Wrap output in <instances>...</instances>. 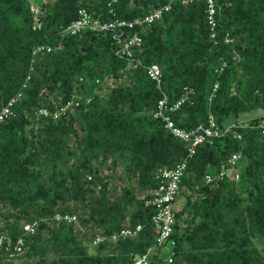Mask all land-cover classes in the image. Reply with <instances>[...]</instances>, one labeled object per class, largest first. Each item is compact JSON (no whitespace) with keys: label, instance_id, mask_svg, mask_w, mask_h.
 Here are the masks:
<instances>
[{"label":"trees","instance_id":"16d2710c","mask_svg":"<svg viewBox=\"0 0 264 264\" xmlns=\"http://www.w3.org/2000/svg\"><path fill=\"white\" fill-rule=\"evenodd\" d=\"M32 1L0 0V108L20 93L0 122V264H131L149 248L153 264H264V114L240 119L264 110V0H215L213 29L205 0H49L33 29ZM168 3L160 19L123 29L141 37L130 57L117 56L113 30L60 32L81 8L100 21L133 20ZM38 44L54 49L32 55ZM163 93L171 107L183 98L166 111L183 129L210 116L236 126L190 154L154 116ZM232 153L241 154L239 179L206 182ZM182 161L174 244L157 245L156 207L146 202L160 171ZM138 224L133 237L91 245Z\"/></svg>","mask_w":264,"mask_h":264},{"label":"built area","instance_id":"2783aa9c","mask_svg":"<svg viewBox=\"0 0 264 264\" xmlns=\"http://www.w3.org/2000/svg\"><path fill=\"white\" fill-rule=\"evenodd\" d=\"M49 0H40V2H31L29 9L33 16V29H39L42 26V16L44 15L46 5ZM192 0H182L183 3H188ZM206 4V15L208 23L210 24L211 29L215 26V15H216V3L215 0H205ZM170 8V4H166L161 7L154 8L147 15L135 18L133 20H115V21H100L95 19L91 12L85 8H81L78 12V17L71 21L67 26H65L60 32L62 35H79L83 30L90 29L94 31H103V30H113L112 38L117 45L116 54L120 58L132 56L133 48L138 46L141 43V37L138 34L126 35L124 28H134L136 25H141L143 23H152L155 20H158L162 17L164 11H167ZM116 30V31H115ZM214 36V33H212ZM60 44H58L59 46ZM54 49V46L48 44H38L32 49V55L37 52H51ZM137 64H140L138 59H135ZM147 69L148 75L156 81L157 87L160 88L161 82V68L158 64H152L145 66ZM20 93L15 94L9 100L6 101L0 108V122L12 114V107L17 101ZM168 98L165 93H163L162 98L158 100L154 116L160 117L164 121V126L169 130L174 136L180 138L182 141L188 144L189 153L194 152V148L198 144L202 143H212L213 139L219 136L224 135L229 132V130L236 126V123H230L225 125L222 129L219 127L214 119L210 116L207 124L198 125L194 129L186 130L175 124V122L170 118L166 113L167 110L177 107L183 98L178 101L174 107L168 105ZM69 105V102L61 106L53 116L57 117L60 114L66 112V109ZM38 114L47 115L48 112L46 109H39ZM259 126L263 128L264 131V115L260 119ZM236 134V133H235ZM234 134V135H235ZM241 157L240 153H232L228 158V164L222 165V167L215 173L208 172L205 175L206 182H210L213 179H223V178H233L235 180L239 179V171L236 166L239 158ZM186 167V161L178 163L173 168L162 169L160 171V176L163 181L160 186L152 192V198L148 199L146 203H151L156 207V213L152 216V221L154 223L155 230V242L157 245L165 244L166 246H171L174 244L170 235L172 233V223L174 220L173 213V199L175 194L178 191L179 183L181 181L184 169ZM55 220L59 221L61 219L66 221H73L75 217L72 215H56ZM36 222L24 223L23 230L25 232H33ZM142 226L140 224L134 227H123L118 232H115L111 235H96L92 237V246H97L100 243L116 241L120 238L133 237L140 230ZM8 240L6 235L0 234V247H2L3 242ZM22 244V239L18 240V245L16 250H20ZM153 248H149L146 252L136 254L133 257L131 264H153L149 261V256ZM172 261V255H169L168 262Z\"/></svg>","mask_w":264,"mask_h":264},{"label":"rangeland","instance_id":"374dc122","mask_svg":"<svg viewBox=\"0 0 264 264\" xmlns=\"http://www.w3.org/2000/svg\"><path fill=\"white\" fill-rule=\"evenodd\" d=\"M262 114H264V110L262 108H257L255 110L251 111L250 113L241 115L240 119L241 120H247L248 118L260 116ZM115 180H117V179H115ZM115 194L116 195L120 194V187H117ZM183 201H184V192L181 191V196H180L179 201L177 202V205H178L177 207H179Z\"/></svg>","mask_w":264,"mask_h":264}]
</instances>
